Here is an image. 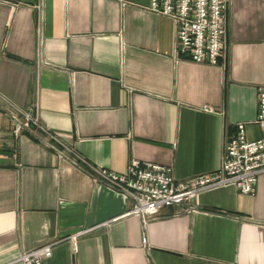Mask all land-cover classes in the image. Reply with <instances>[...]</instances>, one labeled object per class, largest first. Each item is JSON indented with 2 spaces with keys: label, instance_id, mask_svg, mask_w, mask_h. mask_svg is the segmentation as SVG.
<instances>
[{
  "label": "crops",
  "instance_id": "1",
  "mask_svg": "<svg viewBox=\"0 0 264 264\" xmlns=\"http://www.w3.org/2000/svg\"><path fill=\"white\" fill-rule=\"evenodd\" d=\"M150 1L0 0V264L48 241L40 264H264V170L146 222L95 178L131 157L188 178L218 168L237 122L263 133L264 0H229L224 64L176 60Z\"/></svg>",
  "mask_w": 264,
  "mask_h": 264
},
{
  "label": "built area",
  "instance_id": "2",
  "mask_svg": "<svg viewBox=\"0 0 264 264\" xmlns=\"http://www.w3.org/2000/svg\"><path fill=\"white\" fill-rule=\"evenodd\" d=\"M229 0H151L152 12L172 19L174 29L173 56L196 62L224 64L227 59V7ZM256 123L263 133L253 139L246 137L245 124L237 122V131L225 142L217 169L178 178L173 167L162 162L131 157L126 171L115 172L106 167L97 169L95 178L131 199L128 213L139 215L146 222L165 204L195 200L204 190L222 185H236L242 192L256 189L259 174L264 170V83L257 86ZM30 118L26 115L25 122ZM21 123L17 124L16 130ZM190 203L188 210L196 209ZM77 230L70 237L75 241ZM144 241L146 237L144 236ZM54 242L48 241L19 253L13 262L40 264L52 253Z\"/></svg>",
  "mask_w": 264,
  "mask_h": 264
}]
</instances>
